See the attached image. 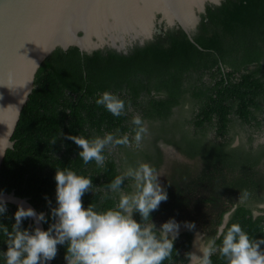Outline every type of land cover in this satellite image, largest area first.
<instances>
[{"label": "trees", "instance_id": "trees-1", "mask_svg": "<svg viewBox=\"0 0 264 264\" xmlns=\"http://www.w3.org/2000/svg\"><path fill=\"white\" fill-rule=\"evenodd\" d=\"M191 35L170 27L128 53L55 49L37 72L15 146L0 169V191L28 197L48 216L45 196L55 206L57 168H71L100 187L144 162L160 172L168 195L151 213L157 229L170 218L195 224L192 231L183 226L174 242L178 255L164 264H187L184 254L193 251L196 231L213 236L221 222L238 223L251 238L264 239V0L208 4ZM105 91L125 101V115L113 116L95 103ZM136 115L147 129L140 146H108L102 168L94 161L85 165L82 149L65 138L91 139L116 129L131 138ZM130 184L125 181L126 190ZM245 190L249 198L238 203ZM113 196L88 192L82 203L104 211L115 206ZM5 205L0 223L11 229L18 205ZM134 218L139 222V214ZM30 226V218L23 221V228ZM57 247L52 264H66V246ZM6 250L0 233V251ZM211 259L226 264L218 255Z\"/></svg>", "mask_w": 264, "mask_h": 264}, {"label": "clouds", "instance_id": "clouds-1", "mask_svg": "<svg viewBox=\"0 0 264 264\" xmlns=\"http://www.w3.org/2000/svg\"><path fill=\"white\" fill-rule=\"evenodd\" d=\"M95 103L113 116L126 114L125 101L110 92L101 93ZM131 123L135 126L131 138L127 133L118 135L119 129L91 139L83 136L65 138L82 149L78 155L85 165L94 161L102 168L108 146H132L133 142L136 147L140 146L147 129L139 115L133 116ZM63 135L61 132L60 136ZM56 141L54 137L52 143ZM161 176L155 167L140 162L135 167L128 166L110 183L95 187L91 178L78 175L71 168H57L55 206L47 196L48 216L31 207L18 206L11 229L0 223V233L7 246L6 251H0V257L4 264H47L55 259L60 245L66 246V264H164L166 260L172 261L181 224L170 218L157 229L151 219V213L168 200L167 191L159 183ZM126 180L131 181L127 186L130 191L125 188ZM100 190L104 191L105 198L114 194L115 206L97 211L96 205L91 203L85 209L82 197ZM249 196L247 190L243 191L238 203L245 202ZM259 206L264 208V204ZM6 212V205L0 203V217ZM135 214H139V222L134 218ZM29 218L37 226L25 229L22 223ZM42 223L48 224L47 230L38 226ZM183 226L189 231L195 228L194 223L187 221ZM262 245L264 239L251 238L238 223L221 222L213 236L196 233L194 251L184 255L187 264H213V255H218L226 264H264Z\"/></svg>", "mask_w": 264, "mask_h": 264}, {"label": "water", "instance_id": "water-1", "mask_svg": "<svg viewBox=\"0 0 264 264\" xmlns=\"http://www.w3.org/2000/svg\"><path fill=\"white\" fill-rule=\"evenodd\" d=\"M222 1L0 0V169L7 151L15 146L13 136L37 72L55 49L76 46L91 53L109 47L128 53L131 49L126 46L134 44L128 41L140 38L137 44H144L143 36L153 38V27L163 23L180 26L192 38L206 6ZM0 202L40 213L28 197L14 190L0 191ZM30 222L35 225L32 218ZM38 226L45 230L44 223Z\"/></svg>", "mask_w": 264, "mask_h": 264}, {"label": "flooded vegetation", "instance_id": "flooded-vegetation-1", "mask_svg": "<svg viewBox=\"0 0 264 264\" xmlns=\"http://www.w3.org/2000/svg\"><path fill=\"white\" fill-rule=\"evenodd\" d=\"M152 28V27H151ZM169 29L170 28V25H166L165 23H163L162 25L158 24L156 27H153V29H155V34L153 36V38H147L148 36H143L145 39V41H150V40H153L156 36H164L166 34V29ZM129 43H134L133 46H135L137 43L140 42V38H137L135 40H132V41H128ZM127 42V44H128ZM130 47V45H127L126 47L128 48L129 47V50L133 48Z\"/></svg>", "mask_w": 264, "mask_h": 264}, {"label": "rangeland", "instance_id": "rangeland-1", "mask_svg": "<svg viewBox=\"0 0 264 264\" xmlns=\"http://www.w3.org/2000/svg\"><path fill=\"white\" fill-rule=\"evenodd\" d=\"M183 228H184V227H183V226H181V228H180V232H182V231H183ZM196 233H201V231H200V230H197V231H196ZM201 234H202V233H201ZM193 251H194V249H193Z\"/></svg>", "mask_w": 264, "mask_h": 264}]
</instances>
